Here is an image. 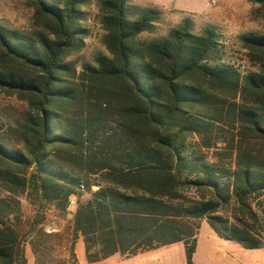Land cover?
Here are the masks:
<instances>
[{"label": "trees", "instance_id": "16d2710c", "mask_svg": "<svg viewBox=\"0 0 264 264\" xmlns=\"http://www.w3.org/2000/svg\"><path fill=\"white\" fill-rule=\"evenodd\" d=\"M28 1L41 31L0 25V93L27 106L21 122L0 124V264H26L43 210L63 214L71 198L88 263L182 242L194 264L201 220L263 247L264 35L239 36L257 67L241 75L221 63L212 26L196 34L183 19L146 40L159 10L98 0L106 53L78 72L67 59L84 47L86 0ZM246 1L264 14V0ZM23 194L37 208L27 228Z\"/></svg>", "mask_w": 264, "mask_h": 264}, {"label": "rangeland", "instance_id": "374dc122", "mask_svg": "<svg viewBox=\"0 0 264 264\" xmlns=\"http://www.w3.org/2000/svg\"><path fill=\"white\" fill-rule=\"evenodd\" d=\"M98 0H86L82 6L84 18L82 26L87 30L84 47L79 53L67 59L76 71H81L85 64H92L93 57L106 53L103 45L104 31L100 24L97 9ZM130 8L149 7L160 11V20L153 29L141 35L142 39L150 40L164 36L171 28L183 19L192 22V31L199 34L202 29L212 26L220 35L221 63L232 66L241 75L257 70L241 48L239 36L244 34L264 35V14L257 6L246 0H129ZM0 25L33 35L41 31L34 18V11L28 0H0ZM27 106L14 96L0 93V124L4 133L7 125H14L24 119ZM198 138L189 141L190 146L199 145ZM87 198L86 195L82 200ZM22 225L27 228L36 216L34 207L26 194L20 196ZM76 209V199L71 198L68 208L63 214H57L52 208L44 212L43 233L41 225L26 239L23 246L26 264H187L186 250L182 242L161 247L147 256L134 257L124 261L116 254L97 263H88L85 259L81 235L73 234V216ZM202 221V220H201ZM199 221V227L200 222ZM205 228L213 231L204 222ZM51 233V235H47ZM199 243L197 260L199 264H208L206 260L205 229H198ZM197 249L195 243L194 252ZM193 252V253H194ZM229 252V250H227ZM131 258V257H130ZM192 262L193 254H192ZM229 264L228 258L220 263Z\"/></svg>", "mask_w": 264, "mask_h": 264}, {"label": "crops", "instance_id": "0c3cea01", "mask_svg": "<svg viewBox=\"0 0 264 264\" xmlns=\"http://www.w3.org/2000/svg\"><path fill=\"white\" fill-rule=\"evenodd\" d=\"M204 222H205L204 220L200 222V227L201 229L202 228L205 229L206 238L204 245L206 248V260L208 264L220 263L223 262L224 260H227V258L229 264H264V246L259 249H245L241 245L235 242L226 241L219 238L213 231L205 228ZM197 236H198V232H197ZM197 236H196L197 249L193 253V261L196 264H199L197 260V253H198V245H200V243H199V238H197ZM158 249L151 250L134 257L147 256L149 254L154 253ZM227 250H229V252H227ZM134 257L125 258L123 260L126 261Z\"/></svg>", "mask_w": 264, "mask_h": 264}]
</instances>
